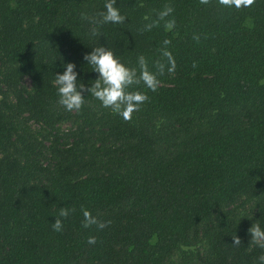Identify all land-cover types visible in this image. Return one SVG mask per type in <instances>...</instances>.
<instances>
[{"label":"trees","instance_id":"trees-1","mask_svg":"<svg viewBox=\"0 0 264 264\" xmlns=\"http://www.w3.org/2000/svg\"><path fill=\"white\" fill-rule=\"evenodd\" d=\"M104 3L0 0V264H259L264 0H116L125 22L98 25ZM101 45L130 67L175 60L155 91L133 86L148 100L129 120L58 103L55 73L74 62L90 87Z\"/></svg>","mask_w":264,"mask_h":264},{"label":"clouds","instance_id":"clouds-1","mask_svg":"<svg viewBox=\"0 0 264 264\" xmlns=\"http://www.w3.org/2000/svg\"><path fill=\"white\" fill-rule=\"evenodd\" d=\"M224 4L235 3L240 6L241 0H221ZM245 5L251 4L252 0H243ZM173 9L166 7L158 13L159 17L169 15ZM87 18L86 14H82ZM126 16L116 7V0H105L104 10L99 13V19L96 21L98 25L102 24H122L126 20ZM153 24H145V29H150ZM96 29H92L93 35ZM168 40L164 41L167 45ZM162 56L165 60H157L155 62V71L149 68L148 61L144 55L137 57L138 67H130L123 62L112 49L103 45L92 48L86 53L83 59L88 65L92 66V72L97 73L90 87L78 79V72L74 62L63 64L64 71L55 73V84L57 85L58 103L62 105L66 111H79L85 103L86 98L91 95L100 102L101 107L111 109L115 114L124 120L132 118V114L139 111L148 96L139 89H134V85L143 83L144 87L155 91L160 84L159 76L163 75L167 67L168 72L175 70V60L170 51L164 50ZM88 95H83L84 92ZM70 209L60 207L59 217L66 218ZM97 219L89 212H84L85 227L91 224H97ZM103 223H99L98 227H104ZM55 231H61L63 222L61 219L55 218L52 222ZM252 240L255 241L260 248H264V227L259 224H253L249 229ZM89 244L95 243V237H89ZM238 237L234 238L233 244H239ZM259 264H264V253L258 256Z\"/></svg>","mask_w":264,"mask_h":264},{"label":"rangeland","instance_id":"rangeland-1","mask_svg":"<svg viewBox=\"0 0 264 264\" xmlns=\"http://www.w3.org/2000/svg\"><path fill=\"white\" fill-rule=\"evenodd\" d=\"M26 83H27V85L30 86V80L29 79H26ZM71 127H72V123H65V124L62 125V128H63L64 131H67Z\"/></svg>","mask_w":264,"mask_h":264}]
</instances>
